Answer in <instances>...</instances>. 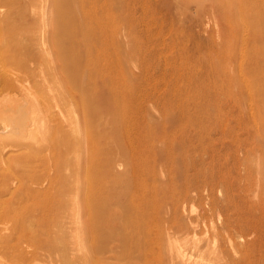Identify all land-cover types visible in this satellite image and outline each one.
Masks as SVG:
<instances>
[{
  "label": "rangeland",
  "instance_id": "1",
  "mask_svg": "<svg viewBox=\"0 0 264 264\" xmlns=\"http://www.w3.org/2000/svg\"><path fill=\"white\" fill-rule=\"evenodd\" d=\"M30 1L35 4L32 6ZM20 2L25 7L22 21L26 25L22 34L26 35L32 26L43 25L48 29L40 41L36 36L37 58L32 60L30 74L0 55V71L20 73L21 81L17 82L24 85L20 87L23 90L18 89L22 84L17 83L13 88H2L0 104L13 100L11 106L8 104L12 107L18 98H11L27 99L32 106H26V117L33 118L34 123L30 139L27 131L24 133L15 127L11 130L13 125L0 123V129L5 132L2 134L0 130V175H3L0 184L4 185V188L0 185V235H4L0 236L1 245V238L5 240L0 257L10 260L1 257L0 262L79 263L88 244L87 198L98 184L111 185L113 180L127 176L134 177L137 183L142 177L149 188L157 189L152 193L157 198L152 210H160L165 216L176 209L184 217L192 207L196 208L197 201H183L190 187L197 188V183L201 188L213 181L212 192L219 197L224 195L219 185H226L234 204H229L223 212L235 228L244 231L252 264H264V113L260 110L264 99L260 85L264 70L260 72L258 67L260 64L264 68V30L263 34L258 33L257 39L251 40L244 7L231 9L229 2L224 4L219 0H113L108 12L113 18L122 16L124 23L117 22L115 28L110 26L106 31L109 63L113 58L114 61L105 75L121 84V101H125V106L118 119L100 121L95 113L84 127L78 101L69 100L67 95L71 91L67 71L59 69L58 78L51 71L54 64L60 63L56 55L47 53L48 49L53 51L47 48L51 47L50 31L54 29L48 19V8L53 1L23 0L25 5ZM257 10L264 12L263 8ZM129 53L134 56L125 65L124 57L128 59L125 55ZM117 56L122 62L119 67L115 65ZM72 57L69 54L70 60ZM102 57V61L107 58ZM35 61L40 63L37 65ZM238 63L243 64L242 69ZM246 67L259 74L247 72ZM36 72L41 76L35 79L44 83H36ZM24 74L30 78L29 82ZM198 82L200 92L194 86ZM75 91L78 90L75 88ZM62 92L65 96L60 97ZM40 103L44 105L41 108ZM7 104L5 108L0 107L5 113L9 110ZM203 109L207 114L203 115ZM57 120L59 125L54 122ZM46 126L57 132L50 127L47 130ZM101 134L107 138H97ZM2 141L7 144L5 147ZM106 151L109 153L106 162L111 164L109 173L96 167ZM4 177L9 180V190L3 183ZM184 177L194 184L191 181L189 188H179ZM56 178L64 180L60 182ZM50 179L58 184L54 189L35 193ZM114 185L116 189L118 184ZM131 190L130 195L140 194L133 185ZM62 246L66 248L63 250L66 254L61 255L63 260L55 253Z\"/></svg>",
  "mask_w": 264,
  "mask_h": 264
},
{
  "label": "bare ground",
  "instance_id": "2",
  "mask_svg": "<svg viewBox=\"0 0 264 264\" xmlns=\"http://www.w3.org/2000/svg\"><path fill=\"white\" fill-rule=\"evenodd\" d=\"M52 1L53 4L50 5L48 8L50 10L48 19L49 22L51 23L53 22L54 29L53 31H50L52 37L51 47H47V48H51L53 51L51 52L48 49L47 53L49 54L52 53L56 55L57 57L56 59L60 61V63H56L52 66V70H51L52 73L54 74V76L56 75L55 78L56 77L58 78V74L60 72L59 69L64 72L67 71V76L70 78L67 84L69 88H71V91H69L67 95L69 97V100L78 101V106L80 108V113L82 116V122L84 124L83 125L84 127L86 126L85 124H87V122L91 119L93 114L95 115V113L97 117L100 119V121L106 118L118 119L120 117L119 112H121V108L125 106V101L124 102L121 101V99L123 98L122 91H120L121 84L115 82L112 77L105 75L107 70H109L110 67L113 65L114 58L112 59L111 63H109L111 59V55L108 53V46L110 44L104 39V37L106 36L107 33L106 31L110 26L114 27L117 22L124 23L123 17L122 16L120 17L119 15L117 18H113L111 16V13L108 12L109 11L108 5H110V3L113 0H102V1L101 0H52ZM221 2L224 4L229 2V6L231 9L239 7L241 10V8L244 7V12L247 13L248 15L247 18L249 20L247 25H249L248 28L249 31H251L250 38L252 41H254V39H257L258 33H262L264 30V12L263 14H261L257 9L263 8L264 11V0H219V3ZM22 3L24 5L25 3L29 5L28 1L24 3L22 0ZM30 3H32V6L35 4V2L33 3L31 1ZM24 9L25 7L21 6L20 0H0V39H1L0 55L6 56L7 58H9L8 61L10 63L13 64L15 63L17 66H19L18 68L23 67L29 73L30 70L32 69L31 66V63H33L32 60H35V58H37L36 52L34 51L36 45H38V38L36 36L39 37V41H40L42 39L41 37L42 33L47 32L48 28H46L43 25L41 26V28H39L38 26H32L31 30H29L28 33H26V35L22 34V31H24L23 26L25 27L26 25L25 22H23ZM98 9H100V11H97ZM59 33L60 34L62 33L61 38L59 37L60 36ZM69 54L73 55L72 60H70ZM131 55H132L131 53L125 55L128 57V59L127 58L125 59L124 57L125 65L129 64V62L132 61L131 57L134 55L132 56ZM100 56H103L102 58L107 57L108 59L106 58L104 59V61H102ZM84 57H85L84 59L85 63L82 64L81 59H83ZM37 62L38 61H35V64H37ZM115 65L117 67L122 65L119 56L115 58ZM258 65H259L258 66L259 71L262 72L264 68L263 67L261 68L260 64ZM238 66H240L239 63ZM240 67L242 69L243 64ZM23 68H21V70ZM246 70H248L247 72H250L252 70L256 74H259L257 70L255 69L253 70L250 67H246ZM37 72L35 73V75L37 74ZM19 74L20 73L9 74L0 71V90L3 91L2 88L4 87L13 88L16 86V83L17 85H21L22 83L18 84L17 82V81H21V79L19 78ZM26 75L23 76L25 77V80L28 79V76L26 77ZM38 75L41 76V74H37V77H34V79L38 78ZM29 79L28 82L30 81ZM71 79L73 80V82L71 81ZM98 79H100V82H98ZM261 80L262 82L260 83V85H262L261 87L264 89V77H261ZM37 81L38 82L36 81L35 82L38 84L44 83L43 80L42 82L41 80H37ZM257 83L259 88L258 80ZM113 85L116 86V88H113ZM23 86L24 85L22 84L21 86H18L19 88L18 87L17 88L20 89V87ZM194 86L196 90H198L199 92L201 91L199 82L196 83ZM74 87L78 91H75ZM8 90H6L5 93ZM20 90L23 89L21 88ZM12 91L13 90H11V92ZM28 91L30 90L28 89ZM28 91L26 90V92ZM128 91L129 89L127 88L126 92ZM63 96L65 95H63L62 92V94H60V97ZM11 99H17V100L14 101L13 103L14 106L12 107H9L8 104H10L11 106L12 105L11 102L13 100L8 104L5 103L9 108V110L7 109L9 112L7 111V113H5L6 111L4 112L3 110L0 109V123L3 124L2 126H6V125L8 126L9 124L11 126L13 125V128L11 127L12 128L11 130H13L15 127L17 128L18 131L21 130L24 133L27 131L26 133L29 139L32 138L33 137L32 134L34 131V123L32 121L33 118L32 120H30L29 119L30 117H26V113H27L26 111H28L27 110L28 108L25 109L26 106L29 107L30 105L32 106V104H30V102H28L27 99L23 100L20 99L18 96L16 98L13 97ZM64 99L62 98L63 103H65L66 101V100L64 101ZM56 100L58 101L57 98ZM5 104L1 102L0 107L3 106L5 108ZM41 104L42 103L39 104V108H41L40 107ZM34 105L36 106L37 104ZM260 105H261L260 110L262 113H264V99L261 100ZM42 106L44 105L42 104ZM2 111L4 113H2ZM74 112H76L75 109ZM51 114L53 113L51 112ZM204 114L207 113H204V109H203V115ZM203 117H207V116H203ZM74 118H77V116ZM54 122L59 125L58 120ZM50 124L52 126V123ZM36 126L35 128H37ZM78 126L79 125H77L76 127ZM38 128L40 127L38 126ZM53 131L57 132L56 130ZM22 132H20L21 135ZM112 132L114 131L112 130ZM3 133L5 132L2 131V134ZM16 134L19 135L18 133ZM102 136L104 137L103 134H101L100 136L98 135L97 138ZM24 138L23 140H25ZM105 138H107L106 135L104 139ZM26 140L28 141V139ZM31 140L34 141L35 139H31ZM109 141H111V139ZM15 143H17V141ZM4 144L5 143L3 142L2 145ZM12 144H14V142ZM19 144L20 143H18V145ZM117 146L118 145H116L115 148ZM117 149H115V151ZM4 151L6 152L7 149L2 151L3 154L5 153ZM158 153L159 152L155 150V155H158ZM6 155H8V153ZM108 156L109 153L106 151L105 155H102L101 158L98 159V162L96 164V167L101 168V172L103 173L105 172L109 173V171L111 170V164L106 162ZM95 157H92V159ZM1 176L3 175H0V178ZM11 177L12 180H15L13 179L14 178L13 176ZM8 178L4 177L2 178V180L3 183L6 184L5 186L6 189L8 188L9 190V188L11 189V186L8 185L9 184ZM61 178L58 179L56 178V180H60ZM141 179L143 178L141 177ZM45 180H47V178ZM56 180L50 179L46 184H44V182L43 183L40 182V184L42 183L44 185L41 184L38 188L36 187L38 185L34 186L35 188H37V190H35V193L39 191H43L46 193L49 192V190L54 189L55 187L54 185H58L56 184L57 183ZM63 180H60V182ZM140 180L137 183L134 177L133 179H131V177L123 176L117 178L116 180H113L111 185L107 183L105 185L98 184L97 186L94 187L95 189L93 188L90 196L86 200L87 236H88V242H87L88 244L86 248L87 251L86 249L84 250L86 253L82 254L80 258L82 260L76 264H252V260L250 258V254H251L250 249L246 239H244V231L235 228L231 224V222L227 220L226 214H224L223 212L224 208L228 207L229 204H234L233 199L227 194L226 185L224 184L219 185L220 190L223 189L222 192L224 194L223 196L219 197V196H215L214 193L212 192L213 190L212 188L215 187V183L213 181H208L201 188H199L200 183H197L196 184L197 188L190 187L189 193L185 196V199L183 201V203L188 202L186 201V199H189V201H193V202L197 201L196 208L192 207L184 217L179 215L176 209L170 211L169 216H165L162 213H160V210L157 211L152 210L153 203L157 201L156 196H153L152 193H155V191L157 192V189L154 187L149 188V186L145 184L146 181L144 179L141 182ZM191 181L192 180L190 178L184 177L182 179V183L179 188H181L182 186H185V188H189L188 183ZM37 184H39V182H37ZM114 184H118V187L116 189L114 188L115 187ZM192 184H194V181H192ZM132 185L133 187H135L136 191L140 192V194L130 195L131 192H133V190H131ZM1 186L2 188H4L3 187L4 185ZM34 187L33 189H35ZM201 189L204 190V192ZM8 190L6 191L8 192ZM177 202L178 201H176V203ZM262 203L264 206V199L262 200ZM5 209L7 210V207ZM263 212H264V207H263ZM216 216L218 218H216ZM4 228L5 227H3V231H5ZM6 231H10V230H6ZM0 236L2 237L4 235H0ZM2 239H3L2 242L3 245H1L0 243L1 245L0 247L4 248L5 240L4 238H1V240ZM82 245L86 246V242L85 244ZM6 246L9 247V244H7ZM60 246L61 245L56 246V248ZM62 247L61 249L59 248L57 251L55 250L56 251L55 253H57L58 256L60 255L59 257H61L62 254L64 255L66 254L64 253L66 248L63 247L64 249H62ZM82 247L81 250L84 248ZM48 253H50V250L48 251ZM48 253L46 254L49 255ZM1 257L3 258V256ZM62 257L64 258V256ZM2 258L0 260H2ZM6 258L3 259L5 260ZM63 258L61 260H63ZM58 259L60 260V258ZM4 260L0 262V264L1 263L4 264L5 261H10L7 259L5 261ZM71 261L74 260L72 259ZM21 262H19V264ZM68 263L69 261L67 262V264ZM6 264L8 263L6 262Z\"/></svg>",
  "mask_w": 264,
  "mask_h": 264
}]
</instances>
